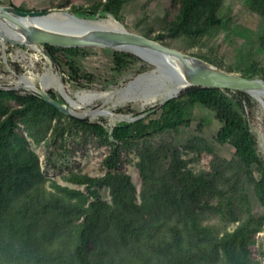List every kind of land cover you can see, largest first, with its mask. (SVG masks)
Wrapping results in <instances>:
<instances>
[{"label":"trees","instance_id":"1","mask_svg":"<svg viewBox=\"0 0 264 264\" xmlns=\"http://www.w3.org/2000/svg\"><path fill=\"white\" fill-rule=\"evenodd\" d=\"M130 1L71 7L82 18L112 15L121 22ZM247 1L264 20V0ZM225 2L171 0L164 16L132 30L188 50L226 28L220 14ZM238 33L248 46L239 73L223 61L191 55L246 78L264 79V26L259 34L246 28ZM92 49L112 52L113 74L139 64L138 73L150 69L128 52L46 47L53 64L79 89L95 82L80 64ZM49 94L68 105L59 93ZM245 100L251 101L247 93L193 86L136 113L142 116L138 120L110 129L106 118L93 122L69 116L33 91L0 87V264H264L259 237L264 233V156ZM211 119L220 127L209 138ZM89 145L108 149L104 175L90 176L79 165L70 168L61 178L75 188L42 171L37 147H45L49 167L59 168ZM204 154L212 156L209 166L194 169ZM132 155L138 158L140 191L123 170L134 162Z\"/></svg>","mask_w":264,"mask_h":264},{"label":"rangeland","instance_id":"2","mask_svg":"<svg viewBox=\"0 0 264 264\" xmlns=\"http://www.w3.org/2000/svg\"><path fill=\"white\" fill-rule=\"evenodd\" d=\"M1 1L2 4L0 5L4 6H15L17 8L25 6L28 9L39 11L61 9L72 12L73 7L71 6H89L100 0ZM59 1H66L68 6L66 8L53 6ZM170 1L171 0L130 1V3L123 8L120 17L121 22L116 19L114 20L131 32H133L132 28L138 24H141V27L145 28L148 24L150 25L153 21H156L160 16H164L166 10L169 8L168 5L170 4ZM220 14L227 19L224 23L226 28H221L213 37L203 41L201 46L190 47L187 50L182 44L175 43L172 45V48L189 55L196 53L216 59L217 61H223L235 72L239 73V66L240 63L246 59L248 46L246 45L247 39L244 37V34L239 36L238 32L246 28L250 29L254 34H259L264 26V20L259 15L252 12L247 0H226ZM111 16L112 15H107L106 18H96L93 20H109L111 19ZM111 56L112 52L106 50L92 49L88 51L86 56L82 58L80 64L86 71L94 74L95 82L88 89H79L76 86V82H70L68 74L53 64L45 50H35L32 48L10 45L4 46L0 40V87L18 91H29L23 84H21V80L24 77H30L37 86H40L41 84L43 85V82L45 81L50 86L47 88L49 91L52 90L59 93L64 100L67 99L77 103L80 107L79 109L77 108V110L74 109L78 113H85L88 110L96 111L103 108L114 111L117 114L129 115L131 118H135L136 113L144 112L148 108L155 107L166 99L158 96L152 100V93L159 92L158 90L160 86L165 87L169 84L159 77V80H156L155 82L150 79H144L130 87L125 93L119 92L120 89L127 87L129 82L136 79L139 75L144 73L150 75L156 70V66L144 61L150 66V69L147 71L138 73V69L142 65L139 64L135 69H130L124 74L117 75L111 72ZM12 64L17 66L19 71H16ZM156 74L159 75L158 72H156ZM55 80H60L63 83L65 91H60L52 85ZM80 80L82 81V79ZM89 91L107 93L108 96L95 100L90 104L83 103L78 99V94H83V92ZM250 97L251 104H248L247 100L244 101L246 105V115L253 133L259 140L260 152L264 156V107L254 97ZM121 109L130 110L131 112L121 113L119 112ZM204 114H207V112L205 111ZM88 118L93 122L100 121L101 118H106L107 127L110 129H113L121 122L120 120L114 119L112 116L94 118L89 115ZM194 126H196V124ZM219 127L220 124L216 120L211 119V123L206 131L207 137L212 138V134L215 133ZM183 133L185 134V132ZM36 151L40 155L41 167L44 174L49 178L59 180L62 184L77 188L75 185L65 183L61 177L63 174L67 173L70 168L76 170L78 165L82 167L83 173H87L90 176L96 177L105 174L103 161L108 154V149L106 147L99 148L94 145H89L87 149L80 148L76 156L68 165L60 164L59 168L49 167L47 165V152L44 146L37 147ZM55 157H59L57 153H55ZM131 158L134 159V162L124 164L123 170L132 176L134 184L138 191H140L142 179L140 172L135 165L136 162H138V158L135 155H132ZM211 159L212 156L204 154L201 161L197 164H193L192 167L196 170L206 168L209 166ZM103 195L105 199L110 200L108 190H104ZM259 237L260 241H263L264 243V233H261ZM259 249L260 244L255 247V254L258 257H260L258 254ZM261 259L264 261V257Z\"/></svg>","mask_w":264,"mask_h":264},{"label":"water","instance_id":"3","mask_svg":"<svg viewBox=\"0 0 264 264\" xmlns=\"http://www.w3.org/2000/svg\"><path fill=\"white\" fill-rule=\"evenodd\" d=\"M93 22L99 21L79 17L68 10L22 11L14 6L0 5V40L4 46L42 49L47 55L46 47L103 48L132 53L143 61L156 65V70L150 75L157 76L166 82L174 81L180 86L175 95L164 99L161 105L177 98L185 89L195 86L247 93L264 107V79L246 78L240 74L228 72L202 58L131 32L117 21L116 24H93ZM156 72L159 75H155ZM145 75L147 73L139 75L128 85H135L136 80ZM28 90L42 96L48 103L69 116L83 119L88 118L91 113L90 110L85 113L76 112L71 100L65 99L68 105L59 103L42 84L34 85ZM96 111H101L104 115H112V117H122L120 121L125 122H133L142 117L131 118L129 115L117 114L103 108Z\"/></svg>","mask_w":264,"mask_h":264},{"label":"bare ground","instance_id":"4","mask_svg":"<svg viewBox=\"0 0 264 264\" xmlns=\"http://www.w3.org/2000/svg\"><path fill=\"white\" fill-rule=\"evenodd\" d=\"M95 21H99V22H93V24H97V23H99V24H116V21L112 17L109 20H95ZM149 62L151 63L150 60H149ZM151 64L156 66L153 63H151ZM144 79H150L151 81H154V82L156 80H159L158 77L147 74V75L137 79L136 82L138 83L139 81H142ZM167 83H169V84L167 86H165V87L160 86V88L158 90L159 92H154V93L151 94L152 95V100H154L158 96H161L163 98H168V97H170L172 95H175V93L178 91L180 86L178 85V83H176L174 81H167ZM21 84H23L28 89H30L34 85H36L34 83L33 79L30 78V77L22 78ZM52 85L56 89H58L60 91H65V87H64L63 83L60 80H55ZM43 86H45L46 88L50 87L49 84H47L45 81L43 82ZM132 86L133 85H131V86L127 85V87L120 89L119 92L125 93V91L128 90ZM106 96H108L107 93H99V92H93V91L83 92V94H78L77 95L78 99H80L83 103H86V104H90L93 101L101 99V98H104ZM73 104H74L76 110H77V108L79 109L80 106L77 103L73 102ZM90 115L93 116L94 118H98V117H101V116H112V115H104V113L101 112V111H96V112H92L91 111ZM97 115H99V116H97ZM121 118L122 117H114V119H117V120H120Z\"/></svg>","mask_w":264,"mask_h":264}]
</instances>
